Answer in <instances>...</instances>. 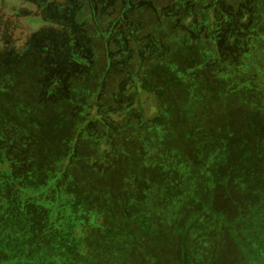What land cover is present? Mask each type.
Segmentation results:
<instances>
[{
  "label": "rangeland",
  "instance_id": "374dc122",
  "mask_svg": "<svg viewBox=\"0 0 264 264\" xmlns=\"http://www.w3.org/2000/svg\"><path fill=\"white\" fill-rule=\"evenodd\" d=\"M0 264H264V0H0Z\"/></svg>",
  "mask_w": 264,
  "mask_h": 264
},
{
  "label": "trees",
  "instance_id": "16d2710c",
  "mask_svg": "<svg viewBox=\"0 0 264 264\" xmlns=\"http://www.w3.org/2000/svg\"><path fill=\"white\" fill-rule=\"evenodd\" d=\"M98 152H100V150L101 149H96ZM255 152H257V151H255ZM140 154V153H139ZM252 154V153H251ZM156 161V160H155ZM225 162H228V160H226ZM249 162V161H248ZM87 164V163H86ZM248 165V164H247ZM89 166V167H88ZM222 167H224V169L222 170V172L220 173V174H217V176H216V180L219 182L220 181V179L218 180V178L220 177L221 178V180H223L222 178H223V176L221 175L224 171H226L227 170V173H230L231 174V177H232V179H231V181H234L235 179H236V177H237V175H239V173H238V170H239V168H238V166L235 164V166L233 165V164H230V161L228 162V163H226L225 165H223ZM245 168V169H244ZM243 168V170L244 171H250V170H253L254 169V166L253 165H250V166H245ZM96 169V170H95ZM87 171L89 170V172H92V173H95L96 175H98V176H101V174H102V172H103V170H104V168H98L97 166H93V165H88L87 164V169H86ZM85 170V171H86ZM126 170H127V168L126 169H124V173L126 172ZM105 173V172H104ZM76 178V177H75ZM227 180V177H225L224 178V180L223 181H226ZM217 182V183H218ZM51 184H52V182L50 181L49 182V184H48V186H47V188L49 187V186H51ZM52 187V186H51ZM51 187H49V188H51ZM52 188H54V187H52ZM34 196H36V195H34ZM58 205H56V206H54V214H56V207H57Z\"/></svg>",
  "mask_w": 264,
  "mask_h": 264
}]
</instances>
